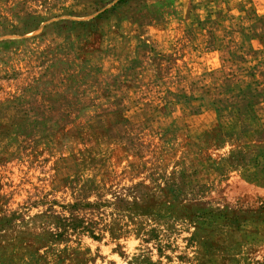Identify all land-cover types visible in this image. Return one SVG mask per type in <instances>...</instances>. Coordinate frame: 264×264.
Here are the masks:
<instances>
[{"label":"rangeland","instance_id":"374dc122","mask_svg":"<svg viewBox=\"0 0 264 264\" xmlns=\"http://www.w3.org/2000/svg\"><path fill=\"white\" fill-rule=\"evenodd\" d=\"M262 203L264 0H0V264H264Z\"/></svg>","mask_w":264,"mask_h":264},{"label":"trees","instance_id":"16d2710c","mask_svg":"<svg viewBox=\"0 0 264 264\" xmlns=\"http://www.w3.org/2000/svg\"><path fill=\"white\" fill-rule=\"evenodd\" d=\"M263 208H264V203L258 204L255 207H248L247 209H245V211L251 212L252 210H254L253 212H258ZM225 218H227V217H225ZM237 218H239V217L235 213H233L232 218H229V221L234 223L237 220Z\"/></svg>","mask_w":264,"mask_h":264}]
</instances>
